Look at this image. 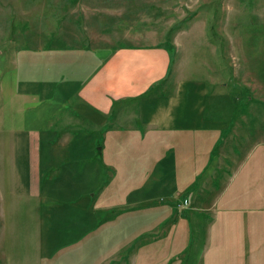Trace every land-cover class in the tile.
I'll return each mask as SVG.
<instances>
[{
	"label": "crops",
	"instance_id": "obj_1",
	"mask_svg": "<svg viewBox=\"0 0 264 264\" xmlns=\"http://www.w3.org/2000/svg\"><path fill=\"white\" fill-rule=\"evenodd\" d=\"M66 33L28 52L20 117L0 90V264H85L98 247L117 264H264L259 121L186 76L171 41ZM102 164L123 194L98 187Z\"/></svg>",
	"mask_w": 264,
	"mask_h": 264
},
{
	"label": "rangeland",
	"instance_id": "obj_2",
	"mask_svg": "<svg viewBox=\"0 0 264 264\" xmlns=\"http://www.w3.org/2000/svg\"><path fill=\"white\" fill-rule=\"evenodd\" d=\"M53 31L74 36L88 33L92 41L106 43L171 41L178 49L172 51V59L187 68L186 76L206 79L207 85L209 80L217 86L226 84L219 87L240 102L236 109L251 113L264 127V0H0V90L4 89L6 98V118L13 111L16 118L22 113L23 98L13 103L10 94L12 85L20 88L23 79L32 77L28 52L45 50ZM28 124L26 119L16 128L25 131ZM13 127L1 125L4 131ZM101 170L98 187L115 185L123 194L130 183L121 177L112 182L114 172L108 166L102 164ZM124 212L128 213L117 211V221ZM133 216L140 219L139 213ZM142 237L133 238V245ZM98 248L99 255L85 264L118 263L113 247L107 254ZM125 248L116 254L122 260L128 252Z\"/></svg>",
	"mask_w": 264,
	"mask_h": 264
}]
</instances>
